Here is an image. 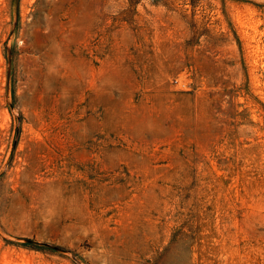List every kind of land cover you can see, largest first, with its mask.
I'll list each match as a JSON object with an SVG mask.
<instances>
[{"label":"rangeland","instance_id":"374dc122","mask_svg":"<svg viewBox=\"0 0 264 264\" xmlns=\"http://www.w3.org/2000/svg\"><path fill=\"white\" fill-rule=\"evenodd\" d=\"M0 264H264V0H0Z\"/></svg>","mask_w":264,"mask_h":264},{"label":"water","instance_id":"95a60500","mask_svg":"<svg viewBox=\"0 0 264 264\" xmlns=\"http://www.w3.org/2000/svg\"><path fill=\"white\" fill-rule=\"evenodd\" d=\"M26 241L27 242H31V243H36V244L48 245L50 247L57 248L56 246H52V245H49V244L41 243V242H38V241H35V240H31V239H26Z\"/></svg>","mask_w":264,"mask_h":264}]
</instances>
